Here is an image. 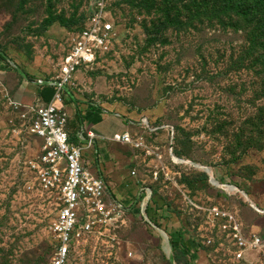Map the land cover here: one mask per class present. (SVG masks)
Instances as JSON below:
<instances>
[{
    "label": "rangeland",
    "instance_id": "rangeland-1",
    "mask_svg": "<svg viewBox=\"0 0 264 264\" xmlns=\"http://www.w3.org/2000/svg\"><path fill=\"white\" fill-rule=\"evenodd\" d=\"M117 1L111 46L67 88L69 132L130 131L145 147L104 140L86 151L113 212L69 264H264L236 261L212 215L230 211L264 240L263 51L218 0ZM94 2L0 0V264L51 262L58 199L36 181L41 141L18 106L40 101L34 81L58 75ZM144 189L155 228L139 211Z\"/></svg>",
    "mask_w": 264,
    "mask_h": 264
},
{
    "label": "built area",
    "instance_id": "built-area-1",
    "mask_svg": "<svg viewBox=\"0 0 264 264\" xmlns=\"http://www.w3.org/2000/svg\"><path fill=\"white\" fill-rule=\"evenodd\" d=\"M117 2L95 0L86 25L62 61L58 75L34 81L41 90H54L51 101L45 103L40 99L34 105L18 106L29 132L41 141V153L31 163L36 181L44 192L55 194L58 199L57 215L51 226L56 245L50 264H69L77 244L109 222L113 212L105 181L97 170V174L91 171L95 153L90 160L86 151L92 150L97 140H112L135 149L145 147L143 138L134 137L130 131L114 134L109 139L97 137L84 126L74 133L69 132L72 119L65 105L67 88L78 73L93 66L111 46ZM137 125L146 131L157 132V128H152L146 120H139ZM143 194L139 211L154 227L145 216L150 200L148 189H144ZM212 215L221 221L231 239L236 261L246 262L251 254L264 257V240L248 233L236 214L215 209Z\"/></svg>",
    "mask_w": 264,
    "mask_h": 264
},
{
    "label": "trees",
    "instance_id": "trees-1",
    "mask_svg": "<svg viewBox=\"0 0 264 264\" xmlns=\"http://www.w3.org/2000/svg\"><path fill=\"white\" fill-rule=\"evenodd\" d=\"M218 2L220 3L221 8L223 9L222 12L227 20L231 21L233 17H237L247 24L249 27L247 36L248 39H250L249 44L252 45L251 48H256V50L257 48H260L263 53L255 51V55L257 57L264 56V0H218ZM262 60L263 61L260 63L264 65V59ZM41 91L42 101L49 103L53 97L54 90L47 88L42 89ZM148 206L149 205L147 204L145 209L146 214Z\"/></svg>",
    "mask_w": 264,
    "mask_h": 264
},
{
    "label": "bare ground",
    "instance_id": "bare-ground-1",
    "mask_svg": "<svg viewBox=\"0 0 264 264\" xmlns=\"http://www.w3.org/2000/svg\"><path fill=\"white\" fill-rule=\"evenodd\" d=\"M214 184H217V186H219V184H218L217 182H215ZM233 191H234V192H237L236 189H234ZM161 234H162V232H161ZM162 235H163V234H162Z\"/></svg>",
    "mask_w": 264,
    "mask_h": 264
},
{
    "label": "crops",
    "instance_id": "crops-1",
    "mask_svg": "<svg viewBox=\"0 0 264 264\" xmlns=\"http://www.w3.org/2000/svg\"><path fill=\"white\" fill-rule=\"evenodd\" d=\"M97 122H98V120H97ZM90 131L92 132V133H94L91 129H90ZM95 134V133H94ZM97 136V135H96ZM97 137H99V136H97ZM97 143H99V141L97 142Z\"/></svg>",
    "mask_w": 264,
    "mask_h": 264
}]
</instances>
